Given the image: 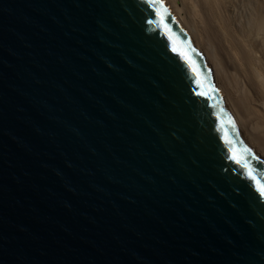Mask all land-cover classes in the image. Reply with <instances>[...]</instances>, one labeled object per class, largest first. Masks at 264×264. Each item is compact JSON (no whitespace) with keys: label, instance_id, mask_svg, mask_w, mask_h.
Wrapping results in <instances>:
<instances>
[{"label":"water","instance_id":"obj_1","mask_svg":"<svg viewBox=\"0 0 264 264\" xmlns=\"http://www.w3.org/2000/svg\"><path fill=\"white\" fill-rule=\"evenodd\" d=\"M261 186L163 0H0V264H264Z\"/></svg>","mask_w":264,"mask_h":264},{"label":"bare ground","instance_id":"obj_2","mask_svg":"<svg viewBox=\"0 0 264 264\" xmlns=\"http://www.w3.org/2000/svg\"><path fill=\"white\" fill-rule=\"evenodd\" d=\"M203 54L248 142L264 155V0H163Z\"/></svg>","mask_w":264,"mask_h":264},{"label":"snow or ice","instance_id":"obj_3","mask_svg":"<svg viewBox=\"0 0 264 264\" xmlns=\"http://www.w3.org/2000/svg\"><path fill=\"white\" fill-rule=\"evenodd\" d=\"M255 177H253L254 179ZM261 191L264 192V186H261Z\"/></svg>","mask_w":264,"mask_h":264}]
</instances>
